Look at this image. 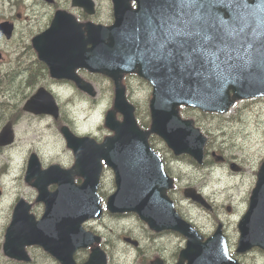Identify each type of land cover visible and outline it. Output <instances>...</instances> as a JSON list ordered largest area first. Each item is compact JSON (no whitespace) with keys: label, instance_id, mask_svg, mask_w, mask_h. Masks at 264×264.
I'll list each match as a JSON object with an SVG mask.
<instances>
[{"label":"water","instance_id":"95a60500","mask_svg":"<svg viewBox=\"0 0 264 264\" xmlns=\"http://www.w3.org/2000/svg\"><path fill=\"white\" fill-rule=\"evenodd\" d=\"M132 1L134 7L131 0H112L114 20L110 25L78 23L72 15L57 12L49 29L31 40L37 57L52 75L72 80L88 95L96 92L78 77L77 68L104 74L114 83L113 108L105 117V125L113 134L99 145L90 142L92 165L86 163L84 144L88 137L77 138L62 128L76 156L72 170L66 172L65 185H73L70 172L81 171L84 197L81 204L66 208L64 222H57L56 230H48L61 239L62 245L46 249L62 264H78L75 250L91 247L87 259L79 264H106L105 252L92 246L100 237L82 226L84 220L101 215L96 187L104 161L113 171L116 186L106 208L110 212H135L153 231L170 229L185 236L186 245L176 264H238L227 253L220 227L202 242L197 231L175 211L166 194L173 180L150 148L148 137L156 134L175 155L187 153L201 163L206 138L192 120L180 118V105L223 114L236 100L264 96V0H169L163 5L156 0ZM78 3L94 11L92 0ZM126 73H135L152 85L148 129L138 127L134 106L125 97L121 80ZM24 109L57 115L52 95L43 88ZM116 112H121V121L115 119ZM4 136L0 134L1 143H10L12 139ZM231 168L237 169L235 164ZM184 195L209 208L195 189L186 188ZM17 217L16 207L5 234L4 253L8 256L12 255L7 246L10 234L21 224ZM53 217V207L47 204L42 224L51 226ZM28 221L27 228L20 230L25 237L34 227ZM239 230L237 251L264 248V160ZM27 238L43 241V237ZM125 239L136 245V241ZM150 264L164 263L155 257Z\"/></svg>","mask_w":264,"mask_h":264},{"label":"rangeland","instance_id":"374dc122","mask_svg":"<svg viewBox=\"0 0 264 264\" xmlns=\"http://www.w3.org/2000/svg\"><path fill=\"white\" fill-rule=\"evenodd\" d=\"M32 1L28 0L27 3L31 5ZM97 1L101 9V21L110 22L112 19L109 16L110 0ZM36 9V13L33 14L31 8H26L24 5L18 6V11L21 13L20 17L15 19V23L19 26L18 33L8 42L9 48L21 50L22 43L27 44L29 42L30 35L27 34V25L33 26L42 24L45 21V7L40 5ZM19 32H24L22 40L19 39ZM91 82L94 83L98 91L95 99L87 97L70 82L54 85L49 80H43L40 83L44 86H50L55 91L59 104L76 119L75 126L78 133L89 134L101 139L107 134V129L103 126V115L112 104V87L110 81L100 75L92 76ZM124 83L130 86V89L126 92L129 100L136 105L138 120L140 122L147 121L150 85L132 75L126 76ZM28 91L30 90H24L20 93V96ZM180 115L184 118H192L207 137L204 146V160L206 159L210 163L203 167L195 164L183 166L178 163L180 165V169L177 171L179 183L174 195L176 198H180L179 204L188 216L197 224H202L204 230L208 231L212 227L211 215L205 209L186 201L179 189L184 184H191L196 188L207 191L209 199L219 211L218 216L225 215L226 205L232 206V217L237 216L240 211L244 210L248 188L254 181L253 173H256V168L264 158V98L237 100L231 109L224 114L204 113L196 108L181 107ZM46 124H35L36 134ZM30 127L28 120L26 123L21 121L18 124L17 137L19 140L17 141L19 144L26 145L32 139L38 141L39 137L35 136L33 138L30 133ZM218 128H223L227 133L222 135V131ZM151 143L161 154L164 163H166L165 165L172 166L169 161L171 152L164 142L158 137H152ZM42 150L45 158L69 162L70 155L65 151L60 138L55 142L43 144ZM218 156L241 165L243 172L239 175L230 172L228 165L219 164ZM22 158L21 153L6 150L3 153V160H7L0 161V164H5L10 173L9 176L15 178L20 174ZM102 180L104 188L101 195L105 199L114 190L113 174L109 168L104 169ZM10 183L7 179L0 180V186L7 190H9ZM9 201V196L0 200V216L6 214ZM84 227L105 234L108 264H149L150 259L155 255L164 258L166 264H174L176 254L185 242L183 237L175 233H155L149 230L132 213L123 214V216L104 213L101 221L92 224L85 223ZM124 235L138 240L139 248L123 242L122 236Z\"/></svg>","mask_w":264,"mask_h":264},{"label":"flooded vegetation","instance_id":"af4514ba","mask_svg":"<svg viewBox=\"0 0 264 264\" xmlns=\"http://www.w3.org/2000/svg\"><path fill=\"white\" fill-rule=\"evenodd\" d=\"M95 1V11L94 13H88L82 6L78 5L77 1L73 0H33L38 6L45 7L44 25L36 30L33 26L27 25V34L30 35L29 42L23 44L21 50L18 48H9L8 42L15 37L18 33L17 29L19 26L13 24V30L11 33V38H4L0 34V134L4 133L3 139L11 138L10 143L2 144L0 140V161L3 160V153L6 150H12L13 153L17 151L23 155V162L20 169V174L15 178L9 176L10 173L6 169L5 164H0V180L7 179L11 182L8 189L0 186V200H3L6 196H9L10 201L6 207V214L0 216V264H62L59 259L53 256L47 248H57L62 245L61 239H57L56 235L50 233L48 230H56L58 228V223L60 220L64 222L63 215L66 214V208L72 207L73 204L78 205L83 202V194L81 185L85 181L84 174L75 170L69 173L72 179L73 185H65L67 180V171L72 170L75 163V155L72 149L68 148L65 141V132L62 131L64 126H67L66 131L68 133H75L76 119L68 113L64 107L60 104L58 105V114L56 117L46 114V113H32L27 112L23 109V103L29 95H31L36 90V81L49 80L54 82L50 77V73L41 61H39L35 52L31 46V38L34 33L40 32V30L46 29L50 21L57 11H66L72 14L78 21L81 22H102L109 24L110 22L101 21V9L97 0ZM111 2V1H110ZM9 7L10 10L16 9L19 6L18 0H2V6ZM109 16L112 18V9L109 7ZM16 17L20 16L18 12L15 14ZM12 22L11 18H6ZM24 27V26H23ZM22 35L24 32H19V39L22 40ZM4 43V44H3ZM79 74L86 77L87 79H92V76H98L97 73H88L85 69H80ZM21 79V81H20ZM42 85L41 83L37 86ZM126 91L130 89L129 84L125 83ZM24 90H30L20 96ZM106 112V111H105ZM26 119V120H25ZM27 120L30 122V133L33 138L38 136L39 139L30 140L26 145H21L17 140V126L23 121L26 123ZM47 123L45 127H41L38 134H36L35 124ZM60 138L63 143L65 151L70 155L69 162H63L57 159L45 158L43 155L42 145L47 143H52ZM86 149L87 165L93 164V146L84 145ZM91 158V161L89 162ZM170 163L172 166L166 165L167 173L173 177L175 181V186L179 183V176L177 171L180 169L181 163L183 166L197 165V166H207L210 161L204 160L201 165L193 162L191 159L187 158L186 155L175 156L171 153ZM164 162V161H163ZM9 163L7 162V165ZM166 163H164L165 166ZM220 165H228L230 162L226 158L219 160ZM106 165H102V172L99 176V181L96 189L98 198L100 199V204L102 208V215L99 217H90L82 222L84 224L98 223L101 221L104 213H109L106 209V202L108 196L115 190L109 193L104 199L101 195L104 182L102 180L103 171ZM241 168V167H240ZM223 171V170H222ZM229 171L230 167H229ZM243 172V169L239 173ZM238 175V174H236ZM191 184H184L179 189L182 190L185 186ZM93 185H87V188H92ZM252 186V185H251ZM248 188L246 194V203L249 198V194L252 187ZM78 193L75 194V191ZM175 189H171L169 194L175 204L178 213L186 220L190 221L204 236L211 234L218 223H221L222 231L226 237L228 248L230 254L236 257L241 264H264V250L253 247L244 252H238L236 250L238 239L240 235L239 222L242 218V214L235 220L231 219V214L233 212L230 205L225 206V215L218 216L219 211L216 205L209 199V193L203 189L197 188L198 191L202 193L206 201L211 205L212 210L210 211L211 218H213L212 227L210 230L205 231L202 224H197L194 222L188 214L181 208L179 201L180 198H176L174 195ZM90 198L89 200H92ZM88 200V201H89ZM104 200V201H103ZM189 203L196 205L190 200ZM51 204L53 207V214L55 217L52 219L51 226L42 224V217L45 213L46 205ZM198 205V204H197ZM200 206V205H199ZM17 207L19 212V217L17 221H21V224L14 229V233L10 234V240L7 246L12 250V255L8 256L4 253V240L7 228L11 222L15 208ZM62 207L64 208L61 213ZM229 208V211L227 210ZM110 214V213H109ZM28 219L34 223V227L27 234V237L41 238L42 242H36L25 237L20 230L27 228L26 224H29ZM85 228V227H84ZM86 230H90L85 228ZM95 235L100 237L99 242H94L93 247L96 245L100 246L106 252V240L104 239L105 234L99 231L90 230ZM26 238L27 242L24 241ZM90 247L86 249H76L74 252V259L77 263H82L86 260L88 253L90 252ZM107 254V252H106ZM18 257V258H15ZM15 258V259H14ZM108 264V256H107Z\"/></svg>","mask_w":264,"mask_h":264},{"label":"snow or ice","instance_id":"6c2138e0","mask_svg":"<svg viewBox=\"0 0 264 264\" xmlns=\"http://www.w3.org/2000/svg\"><path fill=\"white\" fill-rule=\"evenodd\" d=\"M156 2L163 4L169 3V0H156Z\"/></svg>","mask_w":264,"mask_h":264}]
</instances>
